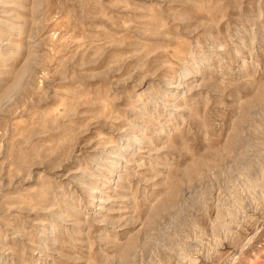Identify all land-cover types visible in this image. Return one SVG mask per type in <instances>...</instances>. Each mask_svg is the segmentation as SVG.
<instances>
[{
	"label": "rangeland",
	"instance_id": "rangeland-1",
	"mask_svg": "<svg viewBox=\"0 0 264 264\" xmlns=\"http://www.w3.org/2000/svg\"><path fill=\"white\" fill-rule=\"evenodd\" d=\"M0 264H264V0H0Z\"/></svg>",
	"mask_w": 264,
	"mask_h": 264
}]
</instances>
